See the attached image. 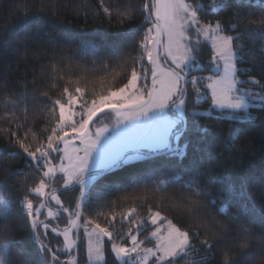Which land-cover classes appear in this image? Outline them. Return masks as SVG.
Returning <instances> with one entry per match:
<instances>
[{"label":"trees","instance_id":"obj_1","mask_svg":"<svg viewBox=\"0 0 264 264\" xmlns=\"http://www.w3.org/2000/svg\"><path fill=\"white\" fill-rule=\"evenodd\" d=\"M187 2L211 4L212 0ZM142 3L143 0H103L112 11L108 17L103 13L101 0H0V193L7 194L0 195V201H8L7 207L0 202V221L5 214L9 215L8 230L0 227V244L10 245L13 255L8 258L9 264L23 259L15 255L18 252L25 253L28 264H44L39 244L33 238L31 221L21 203L25 190L38 184L40 174L33 171L30 158L15 140L33 148L46 141L45 129L50 133L59 115L54 101L66 102L64 87L70 93L76 87L94 89L95 97L102 93L97 83L109 91L126 82L133 63L129 57L139 60L140 53L133 50V39L124 40L121 36L126 29L136 32L134 26L144 21L142 9L136 11ZM223 3L225 7L215 13L199 8L200 23H219L225 34L233 36L236 34L233 24L238 29L250 21H255L256 26L264 24V12L258 7L260 0H223ZM129 7L133 19L122 21L120 14ZM143 30L136 33L135 39H139ZM237 43L243 46L242 54L237 56L240 68L237 76L242 81H257L245 86L259 92V85L264 84V40L245 33ZM110 49L115 51L107 54ZM16 101H21L19 107ZM192 110L199 115L186 117L182 124L187 129L184 139L179 145L173 144L182 147L187 141L186 156L181 159L163 151L89 180L79 227L83 219L108 227L110 218L116 216L111 221L114 230L126 234L131 225L123 216L134 207L136 213L131 219L138 222L139 231L134 228L133 234L142 239L143 245L151 244L148 234L154 226L147 222L151 207L190 234V250L177 257L176 264H201L202 258L206 264H264V123L260 119L232 120V115L243 117L244 112L210 110V100L195 102L194 97L189 106V111ZM248 111L264 117V110L250 107ZM230 126L239 130L234 133L231 148L224 143ZM13 131L16 137L11 136ZM206 168L218 176L226 171L223 183L210 184V201L194 196L191 187L193 179L204 185L206 177H197L195 173ZM170 170L180 177L179 182L171 179ZM61 182L56 183L55 178L49 181L64 206L74 210L80 199L79 186L62 188ZM244 182L247 191L241 195ZM45 191L47 194L50 190ZM29 199L36 207L44 204L40 220H50L52 226L66 224L64 212L54 221L46 219L49 208L59 209V205L50 201V194L46 199L30 193ZM189 199L200 201L191 212ZM44 231L40 229L41 234ZM42 238L54 249L63 248L62 238L50 229ZM205 240L213 245L211 249L202 243ZM116 242L121 241L117 238ZM76 244L70 253H60L61 261L70 264L67 257L74 253L76 264L85 263L82 229ZM104 250L108 264H113L109 245ZM4 255L0 251V258Z\"/></svg>","mask_w":264,"mask_h":264},{"label":"snow or ice","instance_id":"obj_2","mask_svg":"<svg viewBox=\"0 0 264 264\" xmlns=\"http://www.w3.org/2000/svg\"><path fill=\"white\" fill-rule=\"evenodd\" d=\"M101 7L106 16H112V11L103 4V0ZM201 7L215 13L225 5L223 0H212L211 4L188 3L187 0H143L136 11L142 9L144 21L141 25L134 26L136 32L126 29L121 36L124 40L133 39L132 48L140 53L139 60L129 57L133 63L126 82L115 90H109L106 95H97L91 100L87 98L85 88L76 87L75 92L70 93L68 87H64L63 96L66 97V102L60 99L54 101V108L58 107L59 115L50 133L45 129L46 141H41L33 148L20 139L15 140L30 158L34 166L33 171L40 174L38 184L25 190L21 203L31 221L33 238L39 244L44 264H69L61 261L60 253H70L77 246L76 240L71 236L77 223L71 217H81L79 211L64 206L56 195V189L49 183L52 178H55L56 183L63 180L61 186L64 188H75L78 185L83 197L86 178L95 179L105 172L128 166L134 160L154 156L163 151L182 159L187 154V141H184L182 147H173V144L175 142L179 145L184 139L187 129L182 127V124L186 117L199 115L195 110L189 111L193 97L195 102L210 100V109L213 110L229 109L234 113L244 111L243 117L232 115V120L260 119L264 123V117L254 116L248 111L250 107L264 110V84L259 85V92L245 91L242 87L244 84L258 82L242 81L237 77L240 71L237 56L243 52V46L237 41L242 40L245 33L253 39L259 37L264 40V24L256 26L255 21H250L240 29L233 24L232 30L236 33L234 36L220 35L219 23L215 27L211 24L201 25L198 18V9ZM258 7L264 12V0H260ZM131 11L129 7L127 12L120 14L121 20L127 18L131 21ZM141 28L144 29L142 35L135 39ZM201 36L211 42V55L206 62V46L201 43ZM99 50L98 47L97 51ZM112 51L115 49L108 50L107 54ZM253 62L255 63L254 59ZM107 67L105 64V68ZM194 72L210 74L194 75ZM20 102H15L17 107ZM168 109H175L176 114L170 116ZM106 114H114L116 117L111 131L108 125L95 127L93 130V125L100 115ZM238 131L232 126L229 127L224 141L227 147L234 146V133ZM11 136L16 137L17 133L11 132ZM169 175L172 180L179 182L180 177L171 170ZM195 175H203L206 180L204 185H201L198 179L192 180L193 195L210 201V184L213 181L223 183L226 171L218 176L210 168H206L202 173L196 172ZM241 188V195H244L247 191L246 182L242 183ZM46 189L50 190L51 200L59 205L56 212L48 209L46 219H59L61 210L67 213L69 219L63 230L58 225L52 226L50 220H40L44 204L36 207L29 199L30 193L44 198ZM0 202L7 207V200ZM199 203V200L189 199L188 211L191 212ZM76 207L80 208V204ZM135 213L136 208L133 207L123 216L131 225L126 234L114 230L111 221H115L116 216L110 218L108 227L92 219H83L81 226L87 238V264H108L104 250L107 245H110V253L114 256L113 264H176L177 257L190 250L189 232L182 231L171 219L162 216L160 211H152L151 207L148 209L147 222L156 226L150 235L157 242L153 247H143L144 242L138 241L137 234H133L134 228L139 231L138 222L131 219ZM8 221L9 215L5 214L0 221V227L4 231L8 230ZM41 228L45 230L43 234L40 233ZM49 229L57 236L63 237L62 249H54L45 243L42 236H47ZM117 238L120 243L116 242ZM202 243L206 244L208 249L213 247L207 240ZM0 251L5 253L3 258H0V264H9L8 258L13 255L10 245L7 242L0 244ZM15 255L23 259L19 262L13 261V264H28L24 252ZM201 264H206L203 258Z\"/></svg>","mask_w":264,"mask_h":264},{"label":"rangeland","instance_id":"obj_3","mask_svg":"<svg viewBox=\"0 0 264 264\" xmlns=\"http://www.w3.org/2000/svg\"><path fill=\"white\" fill-rule=\"evenodd\" d=\"M208 24H211V23H208ZM216 24L217 23H212L211 25L213 26V27H215L216 26ZM201 25L203 26V25H205V24H203V23H201ZM220 28H221V30H220V32H219V34L220 35H228V34H225L224 32H223V30H222V27H221V25H220ZM193 39H196V37H193ZM200 41H201V43L203 44V45H205L206 47H205V52L207 53V55L205 56V62L207 61V59H209L210 58V55H211V42L210 41H208V40H206L205 39V37L204 36H201L200 38ZM213 71H214V69H213ZM198 74L197 75H208V74H210V73H208V72H204V73H199V72H197ZM238 77V76H237ZM238 79L239 80H241L239 77H238ZM96 87H99V91H101L102 93H100L99 95H101V94H104V95H106L107 94V88L104 86V85H100V84H98L97 83V85H96ZM101 87H103V88H101ZM243 87V89L245 90V91H249V92H256L255 90H253L251 87H248V86H245V84L242 86ZM87 93H88V96H87V98L89 99V100H91L92 98H95L93 95L94 94H96L97 93V91H95L94 89H90L89 91H87ZM210 110H213V109H210ZM215 111H219V112H227V113H229V114H235V113H238V112H233L232 110H229V109H219V108H217V109H214ZM168 112H169V115L170 116H173V115H175L176 114V110L175 109H168L167 110ZM240 111H243V110H240ZM239 111V112H240ZM244 112V111H243ZM58 114H59V110H58ZM115 119H116V117H115V115L114 114H106V115H100V118L96 121V123L93 125V130L95 129V127H100V126H105V125H108L109 127H110V131H111V125H113L114 123H115ZM105 135H107V133L105 134ZM57 163H59V161H57ZM57 175H62V174H60V173H57ZM88 182H89V180H87V178H86V184H85V188L87 187V184H88ZM63 184V180H62V182H61V185ZM62 187V186H61ZM62 188H64V187H62ZM49 192H47V194H48ZM84 193H85V189H84ZM46 196V195H45ZM79 196H80V199H79V202L77 203V204H80V208H78L77 209V207L74 209V210H76V211H81V207H82V204H83V200H84V195H83V197L81 196V193H80V191H79ZM50 201L51 202H53V203H55L54 201H52L51 199H50ZM77 206V205H76ZM54 212H56V211H54ZM81 213V212H80ZM46 215H47V212H46ZM60 217V216H59ZM53 219H55V218H53ZM68 219H69V216H68ZM71 219H73V220H75L76 221V223H77V227L76 228H73L72 229V233H71V236H72V238L73 239H75L76 240V237H77V234L79 233V231L82 229L83 230V227H79V223H78V219H79V217H77V216H73V217H71ZM63 222V221H62ZM62 222H60V223H62ZM66 224H61L59 227H64ZM157 226H159V225H157ZM156 226H154V228H155ZM81 228V229H80ZM154 228H153V230H154ZM62 230V229H61ZM152 230V231H153ZM151 231V232H152ZM151 232L148 234V238H150V239H152V243L150 244V242L146 245V244H144L143 245V247H153L154 245H155V243L157 242L156 241V239L155 238H153V237H151ZM134 234H136V233H134ZM61 238H62V241H63V237L62 236H60ZM85 237V236H84ZM105 240H106V238H105ZM85 241H86V261H85V263L84 264H87V238L85 237ZM138 241H142V239H138ZM148 241V240H147ZM64 245H63V242H62V247H63ZM130 246V245H129ZM109 248H110V245H109ZM72 250H74V248L72 249ZM71 250V251H72ZM70 251V252H71ZM66 253H68V252H66ZM113 255V254H112ZM69 258V260H70V264H76L75 263V255H74V253H71L68 257H67V259ZM113 258H114V256H113Z\"/></svg>","mask_w":264,"mask_h":264},{"label":"water","instance_id":"obj_4","mask_svg":"<svg viewBox=\"0 0 264 264\" xmlns=\"http://www.w3.org/2000/svg\"><path fill=\"white\" fill-rule=\"evenodd\" d=\"M106 173V172H105ZM70 187H72V186H70ZM48 196H49V193L48 194H46V196H45V198L47 199L48 198ZM58 209H56V211H57ZM60 212H62V210L60 211ZM66 214V219H67V222H68V215H67V213H65ZM49 219H52L53 221H54V219L53 218H49ZM44 221V220H43ZM67 222H66V225L64 226V227H66L67 226ZM64 227H59L60 229H64Z\"/></svg>","mask_w":264,"mask_h":264}]
</instances>
